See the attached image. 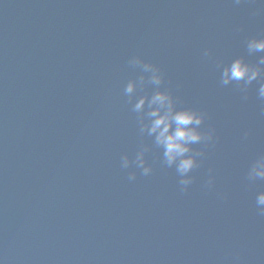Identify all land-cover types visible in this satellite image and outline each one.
<instances>
[{
    "label": "water",
    "instance_id": "obj_1",
    "mask_svg": "<svg viewBox=\"0 0 264 264\" xmlns=\"http://www.w3.org/2000/svg\"><path fill=\"white\" fill-rule=\"evenodd\" d=\"M253 39L264 0H0V264H264ZM237 59L261 75L224 84ZM157 91L204 117L183 177Z\"/></svg>",
    "mask_w": 264,
    "mask_h": 264
},
{
    "label": "clouds",
    "instance_id": "obj_2",
    "mask_svg": "<svg viewBox=\"0 0 264 264\" xmlns=\"http://www.w3.org/2000/svg\"><path fill=\"white\" fill-rule=\"evenodd\" d=\"M235 3H240V0H235ZM249 49L255 51H264V39H253L249 42ZM137 63L140 61L137 60ZM264 64V58L260 61ZM146 71H151V81L159 84L162 80V75L159 69L154 67L150 63L144 64ZM262 69L260 67H250L242 60H235L230 67H226L223 72V83L228 84L230 81H244L245 84H251V82L261 75ZM133 90V84H129L127 91ZM246 98V97H245ZM259 99L264 100V83L260 85ZM147 97H141L138 103L135 105L137 110H140ZM158 105V107L152 109L148 115L155 119L150 122V134L157 133L156 142L162 145L164 148V155L169 165L178 161V172L183 177L185 173H188L195 166V160L193 157H186L185 153L189 152V144L195 143L201 140L202 133L198 131L196 127H188L189 125H200L203 121V116L191 109H181L179 111L174 110L173 101L171 96L167 92L157 91L150 101L149 106ZM175 124V129L170 131L172 125ZM143 161H141V164ZM127 165L125 159L124 166ZM149 169H144V174L147 175ZM252 174L256 178L264 179V157L259 158L252 167ZM130 180H134L135 176H129ZM191 183L190 179H181L180 185L182 191H186L188 185ZM213 183V179L210 177L207 181V185L210 187ZM258 214L264 216V192H261L256 200Z\"/></svg>",
    "mask_w": 264,
    "mask_h": 264
}]
</instances>
